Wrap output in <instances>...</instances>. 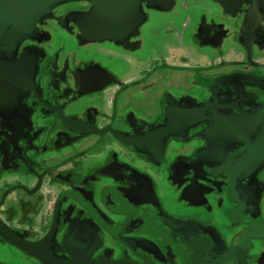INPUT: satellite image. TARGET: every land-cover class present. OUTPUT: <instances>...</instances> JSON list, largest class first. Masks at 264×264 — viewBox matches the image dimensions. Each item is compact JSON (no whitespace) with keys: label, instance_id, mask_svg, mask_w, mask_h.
<instances>
[{"label":"flooded vegetation","instance_id":"af4514ba","mask_svg":"<svg viewBox=\"0 0 264 264\" xmlns=\"http://www.w3.org/2000/svg\"><path fill=\"white\" fill-rule=\"evenodd\" d=\"M175 2L143 1L142 11ZM92 7L56 6L16 42L0 31V224L36 246L29 255L0 236V264H205L178 227L212 232L233 254L206 264H264V239L232 247L264 227V23L248 30L244 6L178 23L175 35L145 33L146 17L118 39L86 42L80 17ZM169 107L189 126L162 139L150 128L166 125ZM216 116L224 132L211 130ZM246 154L249 171L232 174Z\"/></svg>","mask_w":264,"mask_h":264},{"label":"water","instance_id":"95a60500","mask_svg":"<svg viewBox=\"0 0 264 264\" xmlns=\"http://www.w3.org/2000/svg\"><path fill=\"white\" fill-rule=\"evenodd\" d=\"M76 1H89L93 4L92 9L87 13H83L80 17V20L85 22L81 24L80 30L82 39L86 42H102L118 39L120 35L123 34L122 29L128 28L131 30L129 32L135 31L147 17V15L142 11V2L147 0H0L1 34L3 33L11 36L12 40L15 42L20 40L21 36L26 38L28 34H32L31 25L36 17L56 6ZM213 1L220 5L225 14L232 17L241 13L244 10V6H248L249 9L244 11V23L248 30H250L252 23H259V14L256 12L259 0ZM8 27H10V29L7 30V32H4L3 30ZM29 80V76L26 77L24 74L22 82L23 96L30 87L31 83ZM207 106L206 110L208 109ZM167 114L169 115V118L166 125L157 130L156 127H151L150 132L152 130H154V132L157 131V134L162 137V139L168 136L183 134V128L189 126L187 122L178 119L179 112L177 116L174 107H169ZM222 122L223 118L216 116L211 124V130L216 126V128L221 127V131L224 132ZM192 124L193 123H190V125ZM80 125L84 126L85 124ZM87 131H91V129H88ZM251 131L252 129H249L248 134L251 135ZM119 139L127 145H133L136 147V142L131 139L128 140L124 137H119ZM256 152L257 150L253 149L248 151V154L252 155V153ZM248 154L244 155L239 161H237V169L235 171L233 170L232 174L236 175L240 173V169L243 167H248L247 171H249L250 167L246 164ZM242 171H244V169H242ZM174 230V232L178 231V237L183 238V243L187 245V254L192 257L202 258L201 260L205 261L202 263L206 264V260L209 259L210 261H214L216 263L220 262L219 259L223 261L225 259H233L231 250H228L227 252L221 250V246L212 232L204 231L198 227H185L183 229L178 227V229ZM0 236L4 240L17 246L25 253L29 255H36V246L33 243L23 241L18 236L14 235L13 232H11L3 224H0ZM250 239H264V227H253L238 235L232 247H234L237 242ZM207 248L210 249V253L207 251ZM234 252L236 254L237 250L234 249ZM213 257L215 258L214 260L212 259ZM210 261H208L207 264Z\"/></svg>","mask_w":264,"mask_h":264},{"label":"rangeland","instance_id":"374dc122","mask_svg":"<svg viewBox=\"0 0 264 264\" xmlns=\"http://www.w3.org/2000/svg\"><path fill=\"white\" fill-rule=\"evenodd\" d=\"M175 1H176L175 2V8L170 12H165L162 14H158V13L155 14L154 12L148 13L149 16H147V19L149 17V20H148L149 27L144 29L145 33L150 34V33L157 30V29H155L157 27V25L158 26L162 25V26H165L167 28H170L169 34L175 35L174 33H175V30L178 29V23H186L180 14V10H183V12L186 13L189 9L186 0H175ZM200 1L201 0H199V2ZM210 1L214 2L213 0H210ZM211 9H212L211 13H213V12H216V10L218 8L214 4H211ZM213 9H215V11ZM209 11L202 8L200 5H198L197 9L195 10L194 15L192 16V21H196L197 19L199 20L200 17L203 16L204 14L207 15L209 21L212 20L213 18L217 19L216 16H213V18H212V16L209 14ZM256 12L259 14V17L261 19V23H264V0H259L258 6L256 8ZM172 30H173V32H171ZM145 44H146V39H145ZM149 53H150V50L146 49L145 53H142V56H140V57L144 58L143 56H147ZM147 99L148 98L141 99L142 104H144L143 107L146 106V108H148V106L146 105V102L148 101ZM263 178H264V176H263ZM163 184L164 183L161 184L162 187L164 186ZM164 190L165 189L163 188L162 195H161L163 197H165ZM166 207L171 209L172 208L171 203H166ZM261 221L264 222V207H263V216L261 218ZM0 252H1V249H0Z\"/></svg>","mask_w":264,"mask_h":264},{"label":"crops","instance_id":"0c3cea01","mask_svg":"<svg viewBox=\"0 0 264 264\" xmlns=\"http://www.w3.org/2000/svg\"><path fill=\"white\" fill-rule=\"evenodd\" d=\"M187 1V5H188V11L186 13L183 12V10H180V14L182 16V18L185 20L186 23H182V25H186L188 23H191L192 22V16L194 15L195 13V10L197 9V6L200 5L202 8L206 9V10H210L209 11V14L213 17V16H217L219 18H222V19H226L228 17H226L223 13V9L215 2H212L210 0H205L204 1V4L203 3H200L199 4V0L198 1H194V0H186ZM202 1V0H201ZM211 4H214L218 9L216 10V12H213L211 13ZM208 5V6H207ZM215 11V9H213ZM161 45H163V47H167V50H168V39L167 37L165 38V36L161 39ZM182 43H188L186 40H182ZM188 45V44H187ZM189 46V45H188ZM172 50V48L170 49ZM193 50V48L191 46H189V48L185 45V44H181V49H180V53L181 54H185L187 53V51H189V53H191V51ZM195 51V49L193 50ZM223 54L225 55V60L226 61H229V60H232L234 54L233 52L231 51V53L228 51V48L224 49L223 50ZM209 57V60H211L212 62H218L220 60H222V58H220L219 56V53L218 51H213L212 54L210 56H207ZM240 57V55H239ZM237 59V58H236ZM239 59V58H238ZM171 60V59H170ZM264 60V59H263ZM172 61V60H171ZM11 199V198H9ZM13 201V200H11ZM15 206V205H14ZM15 211V210H14ZM16 212V211H15Z\"/></svg>","mask_w":264,"mask_h":264}]
</instances>
